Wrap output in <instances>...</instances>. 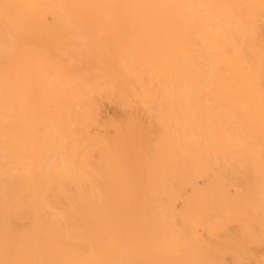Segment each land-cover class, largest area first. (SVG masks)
Segmentation results:
<instances>
[{"label": "bare ground", "instance_id": "1", "mask_svg": "<svg viewBox=\"0 0 264 264\" xmlns=\"http://www.w3.org/2000/svg\"><path fill=\"white\" fill-rule=\"evenodd\" d=\"M0 264H264V0H0Z\"/></svg>", "mask_w": 264, "mask_h": 264}]
</instances>
